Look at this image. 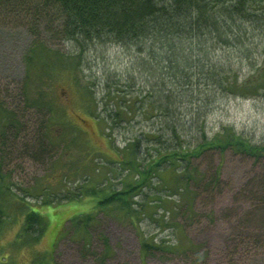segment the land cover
<instances>
[{
    "label": "rangeland",
    "instance_id": "rangeland-1",
    "mask_svg": "<svg viewBox=\"0 0 264 264\" xmlns=\"http://www.w3.org/2000/svg\"><path fill=\"white\" fill-rule=\"evenodd\" d=\"M33 38L20 24L0 21V103L18 110L34 139L46 130V149L40 154L36 147L33 149L37 152L33 149L22 152L16 145L10 149V139H7L8 148L2 147L1 170L9 175V179L4 175L2 181L12 185V191L2 196L5 219L0 226V264H31L35 258H38L36 264H190L189 252L187 256L161 250L142 252L140 241L143 238L153 243L178 242V248L199 244L204 259L200 264H230L232 252L225 248L238 230L237 224L244 221L245 211L252 208L250 196L243 189L251 185L258 167L230 150L222 160L216 150H209L202 158H192L190 166L205 173V178L201 175V184L217 168V187L205 191L203 185L199 188L194 184L192 189L186 187L177 194L174 173L171 170L163 172V181L157 184L158 169L154 172L157 178L153 176V184L145 187L148 196L143 192L131 196L137 207L144 201V207L137 214L131 216L114 205L98 208L97 199L111 188L119 190L123 177L131 183L140 179L134 172L124 176L127 169L114 161L127 159L134 153L141 161L142 156L149 154L146 146L150 147V139L145 133L153 119H148L142 107L145 78L134 73L132 83L136 84L133 86L136 94L130 96L128 89L125 96L132 112L125 116L122 127L110 129L94 118L97 115L92 99L96 97L97 110L101 113L105 102L100 100L106 93V82H117L118 89L128 88L124 82L126 72H131L128 52L118 45L109 46L103 52L92 50L84 56L82 66L65 69L66 60L57 56V62L54 52L70 55L72 45L46 35L45 43L52 50L48 54V58L52 57L48 64L52 66L45 68L35 64L30 67L27 59ZM22 86L30 98L27 102L40 95L41 101L51 106V112L23 108ZM88 86L94 96L89 94ZM118 92L115 89L113 94ZM108 98L107 107L113 109L116 100ZM216 98L212 112L205 119L207 134L231 126L253 142L264 139V97L218 94ZM16 119L20 118L16 116ZM44 122L46 125L42 129ZM190 130L196 131L194 126ZM12 133L9 131L6 136L15 139ZM132 139H137L135 149L130 146L134 145L129 142ZM117 149L127 150L120 152L119 157L115 153ZM149 151L154 155L152 148ZM93 189L97 191L96 196L91 193ZM194 189L196 194L192 193ZM89 191L92 196L88 195ZM67 192L75 196V200L57 199ZM153 199L158 204L152 202ZM27 209L42 215L45 229L38 242L23 245L17 233ZM88 213L91 214L89 228L75 227V219ZM53 251L54 259L51 258ZM233 264H264V256Z\"/></svg>",
    "mask_w": 264,
    "mask_h": 264
},
{
    "label": "trees",
    "instance_id": "trees-1",
    "mask_svg": "<svg viewBox=\"0 0 264 264\" xmlns=\"http://www.w3.org/2000/svg\"><path fill=\"white\" fill-rule=\"evenodd\" d=\"M0 21L20 24L32 33L34 38L27 59L30 67L35 64L45 68L52 66L48 64L52 58H48V54L52 50L46 44V35L72 45L70 55L54 52L56 61L57 56L66 60L65 69L82 66L89 51L101 49L103 52L112 45L123 47L131 64V72L127 71L124 78L128 88L118 89L117 82H106L107 90L100 100L105 102L102 114L97 110L96 97L92 99L97 115L94 118L110 129L122 127L125 116L132 112L125 96L129 92L130 96L136 94L133 87L136 84L132 83L134 73L145 78L142 107L148 119H153L145 133L150 139V147L146 146L149 154L142 156L141 161L136 153L114 161L127 169L124 176L134 172L140 179L131 183L123 177L119 190L111 188L97 199L98 208L114 205L131 216L137 214L144 207V201L137 207L131 196L143 192L147 197L145 187L153 184L152 179L157 178L154 172L158 169L160 179L157 178V184L162 183L163 172L171 170L174 173L177 194L186 187L192 189L194 184L199 188L203 185L205 191L215 188L219 180L217 168L201 184V175L205 178V173L191 167V159L202 158L207 151L216 150L222 160L225 152L230 150L232 154L252 161L258 167V173L254 174L251 185L243 189L250 196L252 208L243 214L244 221L237 224L238 230L228 240L225 250L231 249L230 264L264 256V139L253 142L231 126H223L209 135L204 126L218 94L264 97V0H0ZM88 89L94 96L90 86ZM115 89L119 92L114 95ZM21 96L23 108L51 112V106L41 101L40 95L27 102L30 98L23 86ZM107 97L109 100L115 98L113 109H108ZM4 105L0 103V157L2 147L8 148L7 139H10V149L16 145L22 152H28L36 147L38 152L33 150L38 154L45 150L46 130L34 139L18 110ZM192 126L196 131L191 132ZM9 131H13L15 139L6 136ZM135 140L129 141L134 143L130 145L134 149L137 146ZM150 148L154 155L150 154ZM125 150L117 149L115 153L121 157L119 153ZM1 169L0 161V226L5 219L2 196L12 191V185L2 181L4 175L7 178L9 175ZM163 190L168 193L165 187ZM91 193L96 196V189ZM91 193L89 191L88 195L92 196ZM192 193L196 194L197 190ZM75 198L70 192L57 197L61 200ZM149 216L155 219L153 215ZM90 220L88 213L76 218L74 225L89 228ZM44 229L42 215L27 209L17 236L22 237L23 245L34 244L40 240ZM103 242L108 250L105 238ZM140 246L144 253L161 250L187 256L189 252L192 256L190 264H200L204 260L199 244L190 243L186 248H178V242L153 243L143 238ZM51 258L54 259V251ZM37 259L31 264H36Z\"/></svg>",
    "mask_w": 264,
    "mask_h": 264
}]
</instances>
